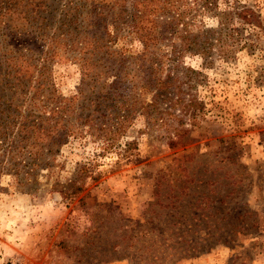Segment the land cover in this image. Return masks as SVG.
I'll use <instances>...</instances> for the list:
<instances>
[{
  "label": "rangeland",
  "instance_id": "1",
  "mask_svg": "<svg viewBox=\"0 0 264 264\" xmlns=\"http://www.w3.org/2000/svg\"><path fill=\"white\" fill-rule=\"evenodd\" d=\"M123 1L122 20L112 19L117 9L108 10L111 16L102 28L89 27L94 21L85 17L101 11L98 0H48L50 6L40 17L25 18L23 35L8 37L6 21L20 25L25 16L5 15L0 0V77L5 78L10 57L26 62L31 75L19 88L0 79V264H144L148 261L144 256L138 261L136 248H144L146 235L161 229L172 215L180 218L190 240L171 264H264V0H217L216 8L208 5L217 13L248 7L261 26L249 34L251 30L234 18L224 35L227 40L208 51V66L194 54V47L174 53L170 46L180 50L179 41L168 33L158 43L156 56H147L159 77L172 80L167 96L176 86L203 109L193 125L175 119L187 131L174 147L166 144L167 132L141 111L144 103L152 104V94L137 95L144 72L135 64L125 63L127 76L116 98L91 105L86 102L95 98L98 88L87 87L84 99H72L81 77L68 41L75 33L97 38L106 32L96 59L141 51L130 30L132 0ZM203 1L211 0H180L173 12L183 14L191 34L218 28L213 10L208 13ZM81 4L80 16L71 24L65 16ZM36 36L60 41L53 58L46 60L40 51L49 46L40 49ZM5 39H10V48L20 49L19 54L10 53L8 44L4 47ZM38 85L41 92L35 98ZM132 95L136 113L124 132L99 137L95 129L104 123L106 110L119 108ZM163 102L152 105L161 111L168 104ZM26 114L30 120L43 114L50 125L61 117L69 130L58 148L37 146L42 159L29 180L24 174L32 152L21 141L27 138L20 129ZM85 117L91 130L89 123L81 124ZM82 165L95 179H84L83 192L63 199L58 191ZM155 254L154 262L162 261L160 253Z\"/></svg>",
  "mask_w": 264,
  "mask_h": 264
},
{
  "label": "trees",
  "instance_id": "2",
  "mask_svg": "<svg viewBox=\"0 0 264 264\" xmlns=\"http://www.w3.org/2000/svg\"><path fill=\"white\" fill-rule=\"evenodd\" d=\"M46 1L48 0H4L5 7L3 8V11L6 13L5 15L18 14L19 16H25L22 17V21L24 22H20V25L12 24L13 22L17 21H6L7 29L10 32L8 37L20 33L23 35L24 30H26L25 28H27L28 25L25 18L31 16L34 18L40 17L45 12V9L50 6L46 4ZM83 1L94 3L95 0ZM98 1L100 4L95 5H98V9H101V11L95 14L90 12L89 14L85 15V17H90V19L94 21V23L90 24L89 27L95 24H103L102 28H104L107 18L111 16V14L108 15V10H114V8L117 9V11L112 19L114 21L122 20L124 13L123 0ZM215 1L217 0H211L210 2L203 1L202 5L208 13H210L213 8H216L214 5ZM179 2L180 0H132L130 30L142 46L141 51L135 55H126L120 58L118 55L109 53L105 57H99L96 59L98 57L96 51L102 47L101 41L104 40L106 32L101 33L100 36L97 35V38H94L93 35L90 37L86 35L78 36V34L75 33L73 38L68 40L70 42V46L76 53V56H73L72 59L78 62V66H80L81 70L80 87L72 99H84L83 92L85 88L87 89V87L98 88V91L94 93L95 98L89 102H86L90 103L91 105L99 100L104 101L108 100L109 98H116L118 96V86L127 76V73L124 72L126 69L125 63L128 61L130 64H135L138 68H142L144 72V75L141 78L140 86L138 88L139 94L137 95L142 96L146 93H151L152 104L159 102L164 103L163 101H167L168 103L166 105V109L161 111L154 109L152 104L144 103L143 105L141 104V111L144 115H147L150 120L157 124L158 130L163 128L164 132H167L166 144L169 147H174L181 144L180 140L186 134L187 130L184 128L185 124H180V121L183 119V121H187L188 124L193 125V121H195L197 116L203 114V109L194 97L185 99L183 94L179 91V88L176 86L173 87V90H177L173 91L171 95L167 96V91L173 86L172 80L169 77L164 79L159 77L157 75L156 69L153 68L147 56L149 54L156 56L154 51L157 50L156 48L158 43L163 38H165L164 34L168 33L175 40L179 41V48H181L180 50L174 49L173 45L170 46L174 53H179L182 49H191L194 47L197 51L194 54L198 55L202 59L205 66H208L209 62H206L208 51L213 45L227 40L228 37H224V35L230 32L229 30L232 29H229L228 26L231 24V21L234 18H236L238 21H241V23H244L248 29L251 30L249 34H256L257 29L261 27L254 11L248 7H241L232 8L231 10H223L222 12L218 13L215 12L216 10H213L211 15L216 18V24L218 28H205L203 31L199 29V31L197 30L195 34H191L187 29L188 24L184 22L183 14H173V12H175L178 8ZM209 4H213L212 9L208 8ZM83 6V4L79 6L74 5L72 8H70L69 13L65 16L67 17L66 19L69 20L68 22L71 24L77 22V18L80 16V14H78V10ZM19 9L24 10V12L19 11ZM34 18L32 20H34ZM160 18H164V20L160 22ZM179 26H181V29H178ZM25 34L27 33L25 32ZM36 38L40 42H37L40 46V49L45 46H49L48 50L45 52L39 50L41 53L46 55V60L53 58L56 53L55 47L61 45L60 41L53 39L47 42L39 36H36ZM6 44L9 45L10 53L19 54L20 49H16L14 46L10 48V39L6 40L4 47ZM176 56H179V54ZM20 58L22 57L20 56ZM15 60L17 59H14L13 57H10L6 60L5 68L8 67V69H5L3 74V77L5 78L2 79L0 77V79L2 81L4 80V85H9L11 81V84L16 83L17 85L14 86L19 88L20 85L23 86V82L27 84V82L31 81V75L26 62L22 61L21 63H17L14 62ZM102 64L105 66H102L101 70L97 71V66L100 67ZM109 67L111 68L110 71H114L113 74L108 73L109 70L107 69ZM108 78H110V81L106 82V79ZM40 92L41 88L40 85H38L33 93L34 97L36 98ZM69 102L70 101H67V103ZM124 102L125 103H120L119 108L114 110L113 108L112 110L110 108L106 110L108 113L104 114L103 116L104 123L95 129V131H99V133H101L99 137L102 135L115 137L117 135H121L127 128V123L136 113L135 95H132L130 100H125ZM99 103L100 102L96 103L95 105ZM150 108L153 110H149ZM64 110L65 107L63 110L61 108V113H63ZM54 114H56V112L55 110H52L53 117ZM139 114H141V112ZM30 117V114H26L23 122L20 124V129L22 131L25 130V136L27 138V140H23L22 137L21 141L25 146H28L32 152V157L26 164V168L28 167L27 171L24 174L28 176V180L34 175V167L36 166L37 161H41L42 159L37 146L47 145L51 150L54 147L58 148L65 142L69 135L66 134L69 132V130L66 129L61 117L54 118L51 125L48 123L49 119L45 118L43 114L37 117L39 122H37L36 119L30 120ZM176 118L181 119L179 120V123L177 122L178 120H175ZM170 119L172 120L171 123H169ZM173 119L176 121V124H173ZM80 121H82V119ZM83 121L81 124L89 123V130L93 128V126L90 125L91 121L89 118L87 119V117H85V120ZM51 159L54 160L55 157ZM76 169L77 171L73 178L65 183L64 190L58 191L63 199L75 197L83 192L84 179H95L92 178L91 172L87 166L82 165ZM48 176H46V179H48ZM50 187H54L53 183L50 184ZM194 221L197 222L195 218ZM163 224L164 225L163 227L161 226V229L156 228L151 230L146 235V238H144L146 241V246H144V248H136L135 252L138 253V261L144 256L143 260L146 259L148 261L144 264H171V260L179 257V255L186 249L190 240V234L187 230L182 229L183 225L180 223V218L172 215L169 219L164 221ZM191 227H195V224H192ZM200 241L206 242L205 238L200 239ZM155 253H160L158 259L159 261L160 259L162 261L158 263L154 262V258L156 257Z\"/></svg>",
  "mask_w": 264,
  "mask_h": 264
}]
</instances>
